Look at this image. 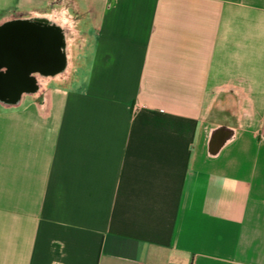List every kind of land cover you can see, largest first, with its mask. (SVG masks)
I'll list each match as a JSON object with an SVG mask.
<instances>
[{
    "label": "crops",
    "instance_id": "crops-1",
    "mask_svg": "<svg viewBox=\"0 0 264 264\" xmlns=\"http://www.w3.org/2000/svg\"><path fill=\"white\" fill-rule=\"evenodd\" d=\"M52 15L67 72L0 99V264H264V0H0Z\"/></svg>",
    "mask_w": 264,
    "mask_h": 264
},
{
    "label": "water",
    "instance_id": "water-1",
    "mask_svg": "<svg viewBox=\"0 0 264 264\" xmlns=\"http://www.w3.org/2000/svg\"><path fill=\"white\" fill-rule=\"evenodd\" d=\"M71 32L72 26L61 17L54 15L9 22L0 29V47L4 50L10 45L9 48H16L17 36L21 37L24 60V78L21 84H5L8 81L4 80L0 73V99L6 105L17 104L22 93L33 89L27 75L34 61L39 62L43 76L52 74V77H56L67 72L68 38ZM49 51L51 54L48 53ZM1 57L3 58L2 54L0 59ZM4 57L6 59L5 55Z\"/></svg>",
    "mask_w": 264,
    "mask_h": 264
},
{
    "label": "bare ground",
    "instance_id": "bare-ground-1",
    "mask_svg": "<svg viewBox=\"0 0 264 264\" xmlns=\"http://www.w3.org/2000/svg\"><path fill=\"white\" fill-rule=\"evenodd\" d=\"M66 23L70 24L72 26V23L68 22L66 19H63Z\"/></svg>",
    "mask_w": 264,
    "mask_h": 264
},
{
    "label": "flooded vegetation",
    "instance_id": "flooded-vegetation-1",
    "mask_svg": "<svg viewBox=\"0 0 264 264\" xmlns=\"http://www.w3.org/2000/svg\"><path fill=\"white\" fill-rule=\"evenodd\" d=\"M43 75V74H42Z\"/></svg>",
    "mask_w": 264,
    "mask_h": 264
}]
</instances>
